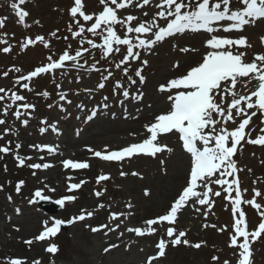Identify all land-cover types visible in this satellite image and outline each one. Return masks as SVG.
<instances>
[{"label": "rangeland", "instance_id": "374dc122", "mask_svg": "<svg viewBox=\"0 0 264 264\" xmlns=\"http://www.w3.org/2000/svg\"><path fill=\"white\" fill-rule=\"evenodd\" d=\"M12 2L13 0H0V19L5 24L0 28V40L6 41L0 43V87L5 88L12 86L15 78L35 70L33 68L39 64V67L47 64L49 56L58 59L65 50L74 55L81 48V37L74 39L69 31L70 27L77 30L69 15L73 0H26L21 6L29 13L25 24L19 23L10 6ZM141 2L142 0H133L126 9L120 10V15L131 14L145 20L158 10L155 7L158 0H152L143 8L137 7ZM84 4L88 14L101 10L98 0H84ZM145 12L149 13V17L144 16ZM81 23L87 28L91 22L81 20ZM117 31L122 32V29L117 26ZM36 36H43L45 42L50 43L49 48H45L42 43L36 46L41 52L31 46L22 47L27 38L34 39ZM50 36L53 40L49 39ZM198 36L208 37L203 32L177 35L157 44L151 51L140 50L139 60L117 68L116 64L126 54V50L122 49L120 53L102 58L98 48L92 49L86 44V39H94L97 43L101 41L86 32L83 34V46L88 47L89 51L83 52L78 61L83 67L74 62L66 63L62 69L55 70L51 77H47V81H21L18 84V93L25 100L15 104L9 102L6 107H0V119L5 120L4 124H0V141L6 140L10 145L8 156H0V264H7L11 259H21L24 264H33L36 260L40 264H147V257L156 255L158 249L155 244L164 233L137 237L126 229L145 227V220L163 214L185 186L190 170V156L189 160L185 159L184 165L181 164L180 158L186 157L187 153L177 141L178 134L177 137L166 134L159 138L161 144H166L173 151L158 153L156 157L139 155L120 162L102 161L88 149L104 152L107 148L109 151H116L146 138L145 125L154 122L153 114L159 113L147 115L157 105L152 99L161 98L167 109L169 107L167 93L158 91L159 85L173 78L172 73L177 69L173 65L184 63L186 66L183 70L186 71L206 51L202 48L205 38L202 40L203 37ZM195 38L198 40H193ZM259 43L257 41L260 47ZM4 47H9L10 51L3 52ZM182 47L198 51L183 53L180 51ZM187 59L191 61L186 62ZM144 60H147V65L142 63ZM125 67L128 68L127 74L124 72ZM17 68L20 69L19 72L15 71ZM137 69L141 70L145 79L143 84L135 76ZM163 70L172 76L161 79ZM105 76H108L107 80H104ZM129 77L137 82L130 83ZM101 82L105 84L102 89L98 87ZM117 82L123 87L116 88ZM25 83L28 88L22 87ZM124 90L129 92L128 98L122 95ZM45 92L48 93L47 97L43 95ZM61 95H65V100L60 99ZM24 103L34 107L24 109L21 107ZM17 109L21 112L19 119L14 115ZM92 111L97 114L92 120L86 121L87 115ZM143 117H147L145 122H141ZM24 120H27V125L23 123ZM101 122L103 125H100ZM135 122L138 125L142 123L144 130L139 139L131 131L119 134L112 128L122 124L129 127ZM53 124L58 130L56 133L52 131ZM250 125L253 129L251 136L255 138L260 126L257 121ZM228 127L233 128L235 125L229 123ZM41 128L46 129L43 134L40 132ZM17 144L20 145L19 149ZM36 145L52 146L56 151H41ZM0 146L7 145L0 143ZM20 159L24 160L23 165L20 164ZM65 159L87 162L89 167L64 169L62 161ZM233 159L239 170L236 176L243 192L242 198L251 199L254 189L264 193V146L241 141ZM161 160L165 162L163 165ZM35 163H48L52 167H29ZM182 169L181 182L175 185L173 176L177 170ZM121 172L126 174L122 176ZM133 172L138 175L133 176ZM99 175H107L109 179L97 184ZM68 177L72 179L69 180ZM81 180L84 183L78 190L68 191L69 183H79ZM160 183L164 187H171L173 193L163 207H155L152 201L157 198L156 187ZM17 184H21L19 192L16 191ZM211 187L214 191L220 190L217 185L213 184ZM37 190L46 197L43 200L52 203L66 196H74L75 200L66 201L54 214H46L35 205L39 199L34 195ZM97 191L103 194L97 197ZM223 195L225 194L211 197L214 202L211 208L191 204L184 207L178 213V221L174 227L177 232L185 231L183 239H187L189 244L181 243L175 247L169 245L165 255L158 257L153 264H224L225 260L235 264V250L228 246L233 223L231 205ZM257 201L264 204L262 198L258 197ZM100 204L104 207L99 208ZM241 209L247 212L249 230H255L260 222L258 212L246 204L241 205ZM82 210L85 213L93 212V216L69 223ZM111 213L123 215L111 220ZM54 219L64 221L62 224H66L67 228L59 230L53 237L37 240L36 237L46 226H51ZM104 224L108 227L95 233L91 231L93 227ZM205 224L210 226L204 227ZM220 228L226 230L221 232L218 230ZM164 238L167 239L166 235ZM196 243L201 247L191 246ZM252 244L253 264H264V235ZM51 245L57 247L55 254L46 251ZM106 248L109 250L105 251ZM214 256L218 259L213 260Z\"/></svg>", "mask_w": 264, "mask_h": 264}, {"label": "snow or ice", "instance_id": "6c2138e0", "mask_svg": "<svg viewBox=\"0 0 264 264\" xmlns=\"http://www.w3.org/2000/svg\"><path fill=\"white\" fill-rule=\"evenodd\" d=\"M132 2L133 0H98L101 10L94 14H88L85 11L84 0H73V4L69 8V15L75 22L77 30L74 31L70 27L69 31H71L72 38L81 37V48L77 49L74 55L65 50L58 59L49 56L47 64L36 67L27 75L20 76L16 83L31 81L41 74L62 69L66 62H74L77 66L83 67V65H79L78 61L83 52L89 51L88 47L83 46L85 43L83 34L86 32L90 33L92 37H98L101 41L97 43L94 39H86V44L92 49L98 48L102 58H107L113 53H120L122 49L126 50V54L116 64L117 68L129 64L131 61L139 60L140 50L151 51L157 44L163 43L169 38L188 32L206 33L208 38L203 44L206 51L202 54L201 59L187 68L184 73L159 85L158 91L167 93L169 107L165 112L157 115L154 122L145 125L146 138L116 151H109L107 148L104 149V152L93 151L91 148L88 151L102 161L120 162L139 155L156 157L158 153L173 151L166 144H161L159 138L169 133L178 134L183 150L190 156V170L185 186L178 192L170 207L163 214L145 220V227H128L127 232L134 233L137 237L151 236L158 232L164 233L155 244V248L158 249L156 255L147 257V264H153L154 260L165 255L169 245L175 247L181 243L189 244L187 239H183L186 236L185 231L177 232L174 227L178 221V213L184 207L191 204L206 205L211 208L214 203L211 197H221L222 194H225L223 198L229 201L233 218L228 246L235 250V264H253L251 259L253 255L252 243L264 235V204L257 201L258 197L264 199V193L254 189L251 199L242 198L243 192L236 176L239 170L233 157L241 141L251 145L264 146V53H257L251 60H248L246 51H242V49L251 48L246 36L233 38L228 35H217V33L243 32L246 26L264 19V0H158L155 4L158 10L150 17L149 13L145 12L144 16L149 17L145 20L131 14L120 15V10L126 9ZM151 2L152 0H142L136 6L143 8ZM25 3L26 0H18V2L13 0L10 5L20 24H25L26 17L29 16V13L21 7ZM81 20L91 22L90 26L86 28ZM160 21L164 23L162 24ZM4 26V20L0 19V28ZM117 26L122 29V32L117 31ZM36 42L42 43L45 48L49 47L43 36H36L35 40L27 38L22 47L33 45ZM0 43H6V41L0 40ZM261 44L264 45V37H261ZM9 51V47L3 48V52ZM180 51L188 53L196 52L198 49L182 47ZM142 63L147 65L148 62L144 60ZM173 67L178 68L179 63ZM93 69H95L94 65ZM15 71L19 72L20 69L17 68ZM124 72L127 74V67L124 68ZM4 75L6 76L7 73ZM108 75L110 76L111 73L109 72ZM135 76L139 77L140 84L145 82L140 69L135 71ZM107 79L108 76H105L104 80ZM129 81L132 84L137 82L131 77H129ZM240 84L243 85V92L237 90V86ZM22 87L28 88V84L25 83ZM98 87L102 89L105 84L101 82ZM122 87L123 85L119 82L116 83V88ZM4 92L5 89L0 88V93ZM43 95L47 97L48 93L45 92ZM122 95L128 98L129 92L124 90ZM65 98V95L60 96L61 100H65ZM4 99L5 97L0 95V101ZM9 99L15 104L24 101L25 97L13 91ZM21 107L29 109L34 106L24 103ZM6 113L7 108L5 109ZM96 114V111H92L87 115L86 121L92 120ZM258 114L261 126L259 134L252 138L253 129L250 124L253 117H257ZM14 115L17 119L20 118L19 109ZM4 123L5 120L0 119V124ZM23 123L27 125V120H24ZM42 123H46V121H42ZM229 123L235 127L229 128ZM51 128L54 133L58 131L55 124L51 125ZM45 131V128L40 129L41 134ZM16 147L19 149L20 145L17 144ZM35 147L41 151L46 150L48 153L56 151V148L48 145H36ZM8 151L7 147H0V153ZM19 162L21 165L24 164L23 159H20ZM62 163L64 169L78 170L89 167L87 162L71 159H65ZM160 163L163 165L165 162L161 160ZM29 167L48 169L52 165L35 163ZM125 174L121 172L122 176ZM132 175L136 176L138 173L133 172ZM68 179L71 180L72 177H68ZM108 179L107 175H99L96 183L100 184ZM83 183V180L79 183H69L68 191L78 190ZM21 184H17V192L20 191ZM213 184L219 186L220 190L214 191L211 187ZM50 190L54 191V189ZM102 194L100 191L95 193L97 197ZM34 195L46 199L39 190ZM73 200H75L74 196H66L56 200L55 203L63 207L66 201ZM245 204L255 209L260 216L258 226L252 231L248 228L246 213L241 209V205ZM103 207V204L99 205V208ZM128 207L130 208L131 205L129 204ZM121 215L123 213H111L110 219L116 220ZM204 215L207 216V213ZM92 216L93 212L85 213L82 210L69 223L83 221L86 217L91 218ZM62 223L64 221L54 219L51 226H46L36 239L45 240L55 236ZM165 225L168 226L165 228ZM209 226L204 225V227ZM107 227L108 225L104 224L93 227L91 231L95 233ZM211 227L216 226L211 225ZM110 230L115 231V229ZM218 230L223 232L226 229ZM165 235L167 239L164 238ZM26 243L30 244L31 241H26ZM115 246L113 245V247ZM191 246L201 247L199 243ZM108 250L105 249V251ZM46 251L55 254L57 247L51 245ZM217 259V257H213V260ZM7 264H24V261L11 259L7 261ZM33 264H40V261H33ZM224 264H230V262L225 260Z\"/></svg>", "mask_w": 264, "mask_h": 264}, {"label": "bare ground", "instance_id": "6f19581e", "mask_svg": "<svg viewBox=\"0 0 264 264\" xmlns=\"http://www.w3.org/2000/svg\"><path fill=\"white\" fill-rule=\"evenodd\" d=\"M225 35L231 36L233 38H238L239 36H246L247 37L249 44H251V48L242 49V51H246V53H247L246 59H248V60H251V58L257 53H264V47L260 48L257 45V41L259 42L261 40V37H264V19L257 20L253 24L246 26V28L243 32H232V33H227ZM198 37H203V36H198ZM204 38L205 37H203L202 40ZM207 38H205L204 41ZM193 40H198V39L195 38ZM202 48H204L203 45H202ZM189 61H191V59H187L186 62H189ZM185 66L186 65L184 63H181L179 65V67L172 73V75L174 74L173 78L177 77L179 75V73L180 74L184 73L185 70H183V69L185 68ZM162 72H164V74L161 76V79L166 77V76H172L168 72L165 73L164 70ZM148 90L151 91L150 89H148ZM237 90L243 92L244 91L243 85L242 84L238 85ZM152 101L156 102L157 105L152 110L148 109L149 112H147V115L153 114L155 112H159L158 114H153L154 118H155L157 115L161 114L162 112H164L167 109V105H166L165 101H163V99H161V98H155L154 97L152 99ZM142 109H145V107H142ZM143 118L141 119L142 120L141 122H145L146 121L145 119L147 117H143ZM259 119H260V117L258 114L257 117H253L251 124H255V121H257L259 126H261ZM100 125H103V122H101ZM130 126L128 127V125L122 124V125H115L112 128L113 129L115 128V133H119V134L131 131L134 133V135L136 134L137 136H135V137H137V139H139L141 137L140 134L144 133L142 123L138 125V123L135 122V124L133 123V125H130ZM250 126L252 128V125H250ZM172 135H173V133L169 134V137ZM175 143H176V141H175ZM179 143L182 144L181 142H179ZM185 159L189 160V155L186 154V157L180 158L181 164H183V165L185 164ZM182 174H183V169L181 171H179V170L176 171V174L173 176V179H174L173 182L175 183V185H177L179 182H181V178L183 176ZM186 179H187V176H186ZM156 188L158 189L157 198H154L152 203L155 205V207H163L165 205V203L167 202V200H169V197L171 196V194L173 193L172 188L171 187H164V185H162V183L158 184V186ZM168 206H169V203H168Z\"/></svg>", "mask_w": 264, "mask_h": 264}, {"label": "water", "instance_id": "95a60500", "mask_svg": "<svg viewBox=\"0 0 264 264\" xmlns=\"http://www.w3.org/2000/svg\"><path fill=\"white\" fill-rule=\"evenodd\" d=\"M50 212H55L56 211V209H53V210H49Z\"/></svg>", "mask_w": 264, "mask_h": 264}]
</instances>
